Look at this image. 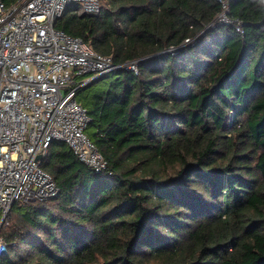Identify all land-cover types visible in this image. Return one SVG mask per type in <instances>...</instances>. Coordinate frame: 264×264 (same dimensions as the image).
<instances>
[{"label":"trees","instance_id":"trees-1","mask_svg":"<svg viewBox=\"0 0 264 264\" xmlns=\"http://www.w3.org/2000/svg\"><path fill=\"white\" fill-rule=\"evenodd\" d=\"M101 3L55 26L139 61L76 93L108 168L54 141L61 192L12 206L0 264H264V0L230 1L243 32L219 0Z\"/></svg>","mask_w":264,"mask_h":264},{"label":"built area","instance_id":"built-area-1","mask_svg":"<svg viewBox=\"0 0 264 264\" xmlns=\"http://www.w3.org/2000/svg\"><path fill=\"white\" fill-rule=\"evenodd\" d=\"M217 21L233 24L231 0H219ZM99 14L101 0H0V257L8 244L1 235L17 201H47L61 188L42 162L54 141H64L96 171L108 160L87 133L89 110L76 98L79 87L117 68L138 73V60L116 64L82 37L57 28L69 7ZM197 40L187 38V43ZM87 75L86 79H80Z\"/></svg>","mask_w":264,"mask_h":264},{"label":"rangeland","instance_id":"rangeland-1","mask_svg":"<svg viewBox=\"0 0 264 264\" xmlns=\"http://www.w3.org/2000/svg\"><path fill=\"white\" fill-rule=\"evenodd\" d=\"M88 76L87 75H84L82 76L80 79H86ZM113 79V77L110 75V76H105L103 78H101L100 80H98L95 84L97 86H106L107 84L110 83V81ZM79 95V93H78ZM95 130V127L93 125H90L87 129L88 133L91 135Z\"/></svg>","mask_w":264,"mask_h":264},{"label":"water","instance_id":"water-1","mask_svg":"<svg viewBox=\"0 0 264 264\" xmlns=\"http://www.w3.org/2000/svg\"><path fill=\"white\" fill-rule=\"evenodd\" d=\"M205 32V31H204ZM203 34V33H202Z\"/></svg>","mask_w":264,"mask_h":264}]
</instances>
